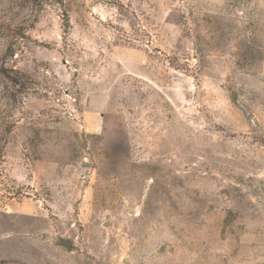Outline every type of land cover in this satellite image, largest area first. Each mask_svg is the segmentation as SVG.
I'll return each mask as SVG.
<instances>
[{"label": "rangeland", "instance_id": "1", "mask_svg": "<svg viewBox=\"0 0 264 264\" xmlns=\"http://www.w3.org/2000/svg\"><path fill=\"white\" fill-rule=\"evenodd\" d=\"M0 264H264V0H0Z\"/></svg>", "mask_w": 264, "mask_h": 264}, {"label": "water", "instance_id": "2", "mask_svg": "<svg viewBox=\"0 0 264 264\" xmlns=\"http://www.w3.org/2000/svg\"><path fill=\"white\" fill-rule=\"evenodd\" d=\"M60 246L64 247L66 251L70 252L71 251V243L70 241H61Z\"/></svg>", "mask_w": 264, "mask_h": 264}]
</instances>
